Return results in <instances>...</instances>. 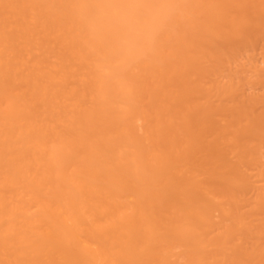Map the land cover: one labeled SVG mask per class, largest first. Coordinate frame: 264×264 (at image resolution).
Instances as JSON below:
<instances>
[{
	"label": "bare ground",
	"instance_id": "6f19581e",
	"mask_svg": "<svg viewBox=\"0 0 264 264\" xmlns=\"http://www.w3.org/2000/svg\"><path fill=\"white\" fill-rule=\"evenodd\" d=\"M0 264H264V0H0Z\"/></svg>",
	"mask_w": 264,
	"mask_h": 264
}]
</instances>
